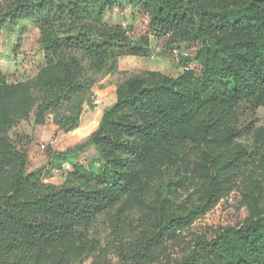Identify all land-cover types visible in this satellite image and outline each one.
Wrapping results in <instances>:
<instances>
[{
    "label": "trees",
    "instance_id": "16d2710c",
    "mask_svg": "<svg viewBox=\"0 0 264 264\" xmlns=\"http://www.w3.org/2000/svg\"><path fill=\"white\" fill-rule=\"evenodd\" d=\"M126 9L169 50L192 52L176 56L175 78L147 72L120 83L86 143L58 153L71 168L63 183H45L50 164L28 173L8 132L31 116L35 125L50 116L55 135L78 127L92 75L147 52L146 37L106 21ZM21 20L39 31L43 65L30 82L0 73V264H80L114 251L119 264H264V0L0 3V31ZM89 146L98 162L71 161ZM233 193L242 221L171 259L169 246ZM101 217L111 228L105 248L89 234Z\"/></svg>",
    "mask_w": 264,
    "mask_h": 264
},
{
    "label": "rangeland",
    "instance_id": "374dc122",
    "mask_svg": "<svg viewBox=\"0 0 264 264\" xmlns=\"http://www.w3.org/2000/svg\"><path fill=\"white\" fill-rule=\"evenodd\" d=\"M7 0H0V3ZM106 21L122 27L132 40L141 37L148 39V49L144 55H122L116 59V66L110 64L107 68L92 75L93 85L86 96L82 108V115L76 129L65 134H54L51 117L46 118L43 125H35L33 118L20 121L13 127L8 136L17 148H21L28 157L27 172L43 170L50 164V174H45L43 181L59 186L64 181V174L71 171L68 161H60L58 153L72 151L75 147L86 143L89 136L97 129L103 112L116 100V88L123 81L135 76H142L147 72L175 78L181 73L176 56L188 55L192 49L181 46L169 50L166 40L150 35L146 17L138 12L126 9L114 12ZM39 31L33 22L21 20L15 25L6 24L0 31V73L8 83L30 82L36 76L39 67L43 65L39 49ZM257 120L264 123V109L257 112ZM71 161L82 165L98 162L96 151L86 147L73 155ZM185 195H182L183 201ZM246 216V210L241 206L239 197L235 193L222 199L211 211L197 219L193 225L182 233L181 241L169 246L168 255L171 259L181 257L195 238H210L222 228L234 226ZM131 225L135 224L129 221ZM129 223L127 225H129ZM131 227V226H130ZM111 233L106 218H99L91 227L89 234L105 248ZM80 264H119L117 252L103 255H92Z\"/></svg>",
    "mask_w": 264,
    "mask_h": 264
}]
</instances>
